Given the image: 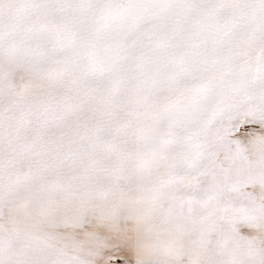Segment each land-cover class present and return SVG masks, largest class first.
I'll return each instance as SVG.
<instances>
[{"label":"bare ground","instance_id":"obj_1","mask_svg":"<svg viewBox=\"0 0 264 264\" xmlns=\"http://www.w3.org/2000/svg\"><path fill=\"white\" fill-rule=\"evenodd\" d=\"M245 124L264 0H0V264H264Z\"/></svg>","mask_w":264,"mask_h":264},{"label":"rangeland","instance_id":"obj_2","mask_svg":"<svg viewBox=\"0 0 264 264\" xmlns=\"http://www.w3.org/2000/svg\"><path fill=\"white\" fill-rule=\"evenodd\" d=\"M50 105H52V104L50 103ZM55 112H53L52 114L55 115L56 114ZM135 116H137L135 118H139V117H141V114L138 113ZM241 130L245 131L246 133H251V134L254 133L255 135L264 136V127L263 126L256 130V129H250V127L247 124H245V125H243L241 127ZM67 156H69V155L67 154ZM66 163L69 166L73 165L72 161H69V160L66 161ZM87 163H89V164H98L99 161H91V162H87L86 161L85 164H87ZM80 164L82 165V162H80ZM164 179H165L164 183L170 182V179H168L167 177H164ZM223 187L224 188L221 191L223 193H225V194L229 193L228 196H227L228 198H232L234 196H237V197H240L242 199L248 198L249 200H251L253 197H259L261 195H264V192H262V191H254L253 189H250V185H248L247 183H236V182L233 181L231 183V186H230L231 188L228 185H227V187L226 186H223ZM171 196L172 197H170V199H168V200H171V201L173 200L174 202H176L178 200V197H176L174 195H171ZM0 198H1V195H0ZM2 198H3V195H2ZM137 200L138 199L135 198L134 196H132V198L130 199L131 203H134ZM32 207L35 210H37V207L35 205H33ZM242 208L248 209V208H250V206L243 205ZM111 253H112L113 256H117L116 250H112ZM118 258H119V256H117V258L115 259L116 264H125L124 262L118 260Z\"/></svg>","mask_w":264,"mask_h":264}]
</instances>
